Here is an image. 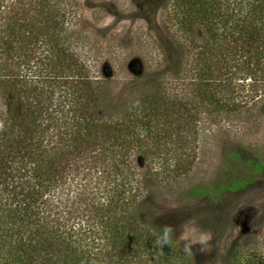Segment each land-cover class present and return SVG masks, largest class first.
I'll return each mask as SVG.
<instances>
[{"label":"trees","instance_id":"1","mask_svg":"<svg viewBox=\"0 0 264 264\" xmlns=\"http://www.w3.org/2000/svg\"><path fill=\"white\" fill-rule=\"evenodd\" d=\"M167 4L173 77L135 83L122 100L71 29L68 3L0 5V264H194L150 219L148 197L186 187L191 205L180 212L219 213L218 235L225 197L264 176L257 150L231 142L219 175L194 184L199 146L183 132L195 127L197 139L246 121L264 101V0ZM134 154L157 190L135 173ZM222 259L264 264V239L233 242Z\"/></svg>","mask_w":264,"mask_h":264},{"label":"rangeland","instance_id":"2","mask_svg":"<svg viewBox=\"0 0 264 264\" xmlns=\"http://www.w3.org/2000/svg\"><path fill=\"white\" fill-rule=\"evenodd\" d=\"M15 1L0 0L1 10L9 12L8 6ZM64 1L71 6V29L78 38L84 37L86 47L95 54L103 72L111 79L116 100L125 98L135 83L139 86L149 78L165 81L173 77L164 62V51L175 48L174 39L167 30L170 25L168 0ZM262 107L264 101L251 111L246 121L209 125L197 139L193 134L195 127L180 130L186 133L189 148H194L197 143L199 146L190 172L194 184L206 183L219 175L224 161L223 146L231 142L249 145L264 159ZM138 156H132L135 173L142 180L144 178L146 186L157 190L158 186H152L150 177L145 176L147 169ZM185 188L180 184L171 189L163 186L158 193L154 192L148 197V214L150 219L156 218L160 225L167 227L177 238L178 245L193 251L194 264H225L223 251L231 243L264 239V176L250 190L225 197L228 205L222 215L225 228L218 235L210 228L219 213L199 211L194 215H183L180 212V208L191 205L185 198Z\"/></svg>","mask_w":264,"mask_h":264},{"label":"clouds","instance_id":"3","mask_svg":"<svg viewBox=\"0 0 264 264\" xmlns=\"http://www.w3.org/2000/svg\"><path fill=\"white\" fill-rule=\"evenodd\" d=\"M167 231H168V230L166 229V231H165V239H167Z\"/></svg>","mask_w":264,"mask_h":264}]
</instances>
